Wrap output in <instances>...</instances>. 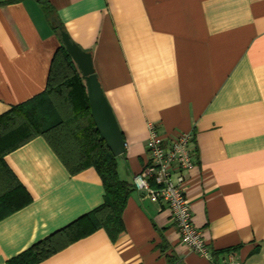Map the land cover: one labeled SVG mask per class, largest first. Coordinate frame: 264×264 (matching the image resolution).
Wrapping results in <instances>:
<instances>
[{"label":"crops","instance_id":"crops-1","mask_svg":"<svg viewBox=\"0 0 264 264\" xmlns=\"http://www.w3.org/2000/svg\"><path fill=\"white\" fill-rule=\"evenodd\" d=\"M48 2L51 17L38 0H0V115L45 91L65 31L91 53L123 133L121 180L147 165L150 124L193 133L186 196L211 256L133 188L115 239L90 229L36 264H264V0ZM4 160L30 201L0 220V264L104 201L97 171L71 174L41 135Z\"/></svg>","mask_w":264,"mask_h":264},{"label":"trees","instance_id":"trees-1","mask_svg":"<svg viewBox=\"0 0 264 264\" xmlns=\"http://www.w3.org/2000/svg\"><path fill=\"white\" fill-rule=\"evenodd\" d=\"M38 1L51 17L48 0ZM39 135L71 174L90 167L97 171L105 188L104 201L92 212L36 242L8 264H36L90 229L104 228L115 239L123 230L122 213L134 188L132 182L120 179L117 156L106 145L91 116L85 80L62 46L52 59L45 91L0 115V220L30 201L4 157ZM82 219L85 221L80 223ZM168 264H175L174 259Z\"/></svg>","mask_w":264,"mask_h":264},{"label":"built area","instance_id":"built-area-1","mask_svg":"<svg viewBox=\"0 0 264 264\" xmlns=\"http://www.w3.org/2000/svg\"><path fill=\"white\" fill-rule=\"evenodd\" d=\"M194 135L179 132L164 136L150 124L146 146L149 155L147 165L133 176V186L152 200L167 205L181 242L191 251L210 257V247L192 221L191 204L186 196L187 172L195 165ZM224 264H240L229 261Z\"/></svg>","mask_w":264,"mask_h":264},{"label":"water","instance_id":"water-1","mask_svg":"<svg viewBox=\"0 0 264 264\" xmlns=\"http://www.w3.org/2000/svg\"><path fill=\"white\" fill-rule=\"evenodd\" d=\"M60 34L64 46L85 79L94 123L111 152L119 156L125 152L123 133L95 73L92 55L72 42L65 31Z\"/></svg>","mask_w":264,"mask_h":264}]
</instances>
